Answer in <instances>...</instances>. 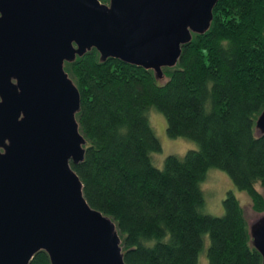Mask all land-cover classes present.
<instances>
[{"label":"trees","instance_id":"1","mask_svg":"<svg viewBox=\"0 0 264 264\" xmlns=\"http://www.w3.org/2000/svg\"><path fill=\"white\" fill-rule=\"evenodd\" d=\"M212 14L209 29L163 69V82L152 70L101 61L94 48L64 63L79 90L76 120L86 140L83 160L71 167L87 203L115 223L127 264H197L206 234L210 264H262L233 192L214 216L203 212L200 183L209 168L221 169L254 212L264 211L257 190L264 187V133L255 131L264 110V0H218ZM151 107L164 115L169 136L198 147L155 166L151 153L161 143ZM28 264L51 263L39 250Z\"/></svg>","mask_w":264,"mask_h":264},{"label":"water","instance_id":"2","mask_svg":"<svg viewBox=\"0 0 264 264\" xmlns=\"http://www.w3.org/2000/svg\"><path fill=\"white\" fill-rule=\"evenodd\" d=\"M217 1L0 0V264H28L39 250L51 264H127L115 223L87 203L71 167L86 140L64 63L94 48L163 82ZM248 231L264 264V211Z\"/></svg>","mask_w":264,"mask_h":264},{"label":"rangeland","instance_id":"3","mask_svg":"<svg viewBox=\"0 0 264 264\" xmlns=\"http://www.w3.org/2000/svg\"><path fill=\"white\" fill-rule=\"evenodd\" d=\"M147 116L155 135L161 143V150L151 153L152 161L155 166L159 168L162 167L163 160L167 155L174 154L183 156L187 150L196 149L198 147L196 142L185 137L169 136L166 131V119L164 115L154 107L148 110ZM193 145H195V147H193ZM200 188L204 200L203 212L214 216L222 215L224 213L222 201L227 192L232 191L243 208L246 220L249 221L256 217V212L252 210L251 200L247 193L237 189L225 171L215 167L209 168L204 179L200 183ZM257 190L264 198V187L259 185V183L257 184ZM205 236L203 248L199 251L197 264H202L203 259L207 258L206 247L208 239H206Z\"/></svg>","mask_w":264,"mask_h":264},{"label":"clouds","instance_id":"4","mask_svg":"<svg viewBox=\"0 0 264 264\" xmlns=\"http://www.w3.org/2000/svg\"><path fill=\"white\" fill-rule=\"evenodd\" d=\"M193 147H195V145H193ZM161 171H163V169H160ZM206 239H208V236L206 234L205 236ZM165 243L167 242V238H165ZM155 245V240H153L149 245H147L148 247H153ZM207 247H211V241L208 240V244ZM202 264H210V260L208 258H204L202 261Z\"/></svg>","mask_w":264,"mask_h":264}]
</instances>
